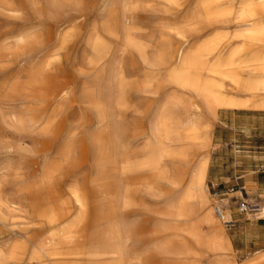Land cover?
Segmentation results:
<instances>
[{
  "label": "rangeland",
  "instance_id": "rangeland-1",
  "mask_svg": "<svg viewBox=\"0 0 264 264\" xmlns=\"http://www.w3.org/2000/svg\"><path fill=\"white\" fill-rule=\"evenodd\" d=\"M251 1L259 12L262 1ZM242 9L241 0H0V264L259 256L225 249L210 182L216 116L199 97L210 85L246 98L239 86L264 76V44L245 35ZM195 109L211 124L200 151L170 142ZM170 148L182 150L174 162ZM206 153L211 173L193 185Z\"/></svg>",
  "mask_w": 264,
  "mask_h": 264
},
{
  "label": "crops",
  "instance_id": "crops-1",
  "mask_svg": "<svg viewBox=\"0 0 264 264\" xmlns=\"http://www.w3.org/2000/svg\"><path fill=\"white\" fill-rule=\"evenodd\" d=\"M256 59L264 62V56ZM257 72H264V69H258ZM230 80L237 85L238 81L234 78ZM239 87L248 93V97H225L210 85L201 88L214 95L217 104L213 112L209 111L202 94L199 95L209 118L214 119L216 116L213 130L217 153L216 172L210 174L212 158L209 159L206 153L204 181L207 173L210 174V182L216 187L215 191L223 202L225 217L231 223L226 228L227 236L224 233L225 249L232 250L238 257L259 254L243 263L257 264L264 261V76ZM252 88H256V91L252 92ZM210 129V122L202 116L200 138L207 147ZM243 200L255 204L258 211L240 212L238 204Z\"/></svg>",
  "mask_w": 264,
  "mask_h": 264
},
{
  "label": "bare ground",
  "instance_id": "bare-ground-1",
  "mask_svg": "<svg viewBox=\"0 0 264 264\" xmlns=\"http://www.w3.org/2000/svg\"><path fill=\"white\" fill-rule=\"evenodd\" d=\"M259 1H262V3L259 7L260 8L259 12H257L255 10H253V8H252L253 5H251L252 4L251 0H241V4H243L244 6H246V8H248L246 10L242 9L243 14L241 16V22H242V24H244V26L248 25L249 29L246 31V34H245L246 36L254 37L255 40L264 44V0H259ZM251 90H253L252 92H255L256 88H252ZM214 97H215L214 95L207 93L204 95V99H203L204 103L207 105L209 111H212V112L214 111L215 106H217ZM201 128H202V117H200L197 110H195V111L191 112L190 114H188V117H186L181 133L178 134L177 136H173V138L170 139V142H176L177 141L181 144L185 143L187 145V148L192 147L193 149L198 150V151L203 150L206 148L205 142L198 141V139L196 138V134H195L196 132L200 131ZM151 152H152V150L150 151V153ZM193 152H195V151H193ZM166 153L170 157L171 161L174 162L178 158V156L182 153V150L181 149L180 150H172L170 148V150L166 149ZM154 157H155L154 155H153V157H150L149 163L153 161ZM205 164H206V154H203V155H201L200 161L197 163L199 169L197 171H195V173L192 175L191 182L193 185L194 184H197L199 186L202 185V183L204 181ZM132 167H133V165H132ZM199 207L205 208L206 202L200 201ZM220 208L221 207H219V209ZM213 211H214V209H213ZM207 216L209 217V215H207ZM225 218L228 219L227 217H225ZM213 236H214V238H216L217 235L214 233ZM218 238H220V237H218Z\"/></svg>",
  "mask_w": 264,
  "mask_h": 264
},
{
  "label": "built area",
  "instance_id": "built-area-1",
  "mask_svg": "<svg viewBox=\"0 0 264 264\" xmlns=\"http://www.w3.org/2000/svg\"><path fill=\"white\" fill-rule=\"evenodd\" d=\"M213 196H217V193L215 190H213ZM238 210L240 212H244V213H254V212H257L258 211V207L254 204V205H251L249 204L247 201H241L239 204H238ZM262 211V210H261ZM214 213H215V216L216 218L223 222V224L226 226V228L231 224L229 222L228 219L225 218V214H224V209L223 207H221L219 209L218 206L214 207Z\"/></svg>",
  "mask_w": 264,
  "mask_h": 264
}]
</instances>
